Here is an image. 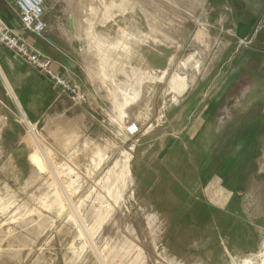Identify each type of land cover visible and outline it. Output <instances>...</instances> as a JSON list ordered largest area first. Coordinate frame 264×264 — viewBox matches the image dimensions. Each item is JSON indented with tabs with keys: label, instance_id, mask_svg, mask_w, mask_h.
<instances>
[{
	"label": "rangeland",
	"instance_id": "rangeland-1",
	"mask_svg": "<svg viewBox=\"0 0 264 264\" xmlns=\"http://www.w3.org/2000/svg\"><path fill=\"white\" fill-rule=\"evenodd\" d=\"M79 1L44 18L72 19L87 102L31 123L0 86V264H264V0L254 30L242 0ZM115 90L138 137L103 121Z\"/></svg>",
	"mask_w": 264,
	"mask_h": 264
},
{
	"label": "crops",
	"instance_id": "crops-1",
	"mask_svg": "<svg viewBox=\"0 0 264 264\" xmlns=\"http://www.w3.org/2000/svg\"><path fill=\"white\" fill-rule=\"evenodd\" d=\"M15 1L0 0V22H5L11 29L19 32L32 42L38 50L53 57L58 63V69L69 77L70 80L73 81L74 76L77 77L76 72H78L80 68L79 71L82 77L86 78V82L91 85L93 82H96V85L99 86V81H94L93 79L95 75L93 69L88 68L86 63H76L72 58L73 54L70 52V49L65 47L66 40L73 43L69 33V30H73L72 19L66 20L69 25L59 26L61 34L64 33V35L61 36L57 33V27L52 25V19L46 18L47 30L43 36H37L23 29L19 12L14 5ZM242 1L246 5V9L241 11V15L244 14V18L239 21V28L242 27V29L245 28V30L252 28V30H254L253 22L256 17L255 13L262 8L263 5L260 3L256 5L253 0ZM60 18H63V16ZM249 37L250 36H248V38ZM77 49L82 50V47L78 46ZM0 86L8 88L18 105L20 104L19 106L25 111L31 123L38 121L50 106L55 105L56 102L59 101L62 95L60 89L50 80L5 47H0ZM81 87L83 88L84 86L81 85ZM128 87L130 88L131 85ZM131 92H125V95L128 93V102L126 96H123L124 98L120 97V93L117 90L112 91L111 96L108 94L101 95L97 92L98 98H100V100L97 99V108L102 111L104 122L106 121V116H108L109 119L117 118L120 121H126V123L133 121L135 116V111L133 112V109L135 108L134 104L136 100L132 101L130 99ZM106 102L109 104L108 108H105ZM124 132L126 134V131ZM126 136L132 139L127 134ZM219 191L224 193L225 198L224 200L220 199V194L219 196L215 195V199L218 204H223L227 195L223 189H219Z\"/></svg>",
	"mask_w": 264,
	"mask_h": 264
},
{
	"label": "built area",
	"instance_id": "built-area-1",
	"mask_svg": "<svg viewBox=\"0 0 264 264\" xmlns=\"http://www.w3.org/2000/svg\"><path fill=\"white\" fill-rule=\"evenodd\" d=\"M14 5L19 12L23 29L34 35L43 36L47 30L44 0H16ZM0 47H5L22 58L30 67L50 80L62 93H66L74 103L87 102L88 94L79 84L70 80L58 69V63L53 57L38 50L32 42L2 21L0 22ZM125 131L130 138H135L141 134L142 129L139 123L130 121L126 124Z\"/></svg>",
	"mask_w": 264,
	"mask_h": 264
},
{
	"label": "bare ground",
	"instance_id": "bare-ground-1",
	"mask_svg": "<svg viewBox=\"0 0 264 264\" xmlns=\"http://www.w3.org/2000/svg\"><path fill=\"white\" fill-rule=\"evenodd\" d=\"M99 1H102V0H99ZM103 2L104 3H102V4H104V6L106 7L107 6V3L103 0ZM79 3H80V6L81 7H84L85 8V10L87 11V13L89 14V16H96L97 14H98V8L101 6L100 4H99V7H97L98 5H96V3L97 2H95V0H80L79 1ZM116 4V3H115ZM86 15V14H85ZM87 16V15H86ZM85 16V17H86ZM81 26H82V24H81ZM85 29V28H84ZM87 29V28H86ZM79 30H80V28H79ZM84 32H85V30H84ZM106 72V71H105ZM107 73V72H106ZM128 94V93H127ZM111 95V94H110ZM126 96V99H127V102H128V95H125ZM124 98V97H123ZM116 99V98H115ZM132 101L133 100H136L137 101V95H131V98H130ZM126 101V100H125ZM135 101V102H136ZM116 103V102H115ZM130 104V103H129ZM128 105V104H127ZM124 109V108H123ZM124 112V111H123Z\"/></svg>",
	"mask_w": 264,
	"mask_h": 264
}]
</instances>
